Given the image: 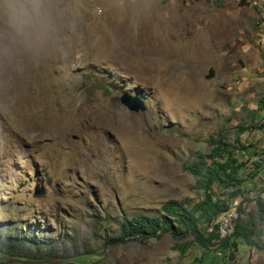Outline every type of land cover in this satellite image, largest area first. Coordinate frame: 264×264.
<instances>
[{
	"label": "rangeland",
	"instance_id": "374dc122",
	"mask_svg": "<svg viewBox=\"0 0 264 264\" xmlns=\"http://www.w3.org/2000/svg\"><path fill=\"white\" fill-rule=\"evenodd\" d=\"M61 8L58 47L0 77V264H194L215 246L171 234L120 245L106 237L119 236L126 218L161 216L170 200L198 203L183 167L214 140L264 149V0H63ZM124 95L146 111L128 110ZM4 99L12 115L1 111ZM239 157L249 197L217 219L222 237L241 218L238 206L256 215L264 200L263 155L240 149ZM229 264H264V252L243 247Z\"/></svg>",
	"mask_w": 264,
	"mask_h": 264
},
{
	"label": "trees",
	"instance_id": "16d2710c",
	"mask_svg": "<svg viewBox=\"0 0 264 264\" xmlns=\"http://www.w3.org/2000/svg\"><path fill=\"white\" fill-rule=\"evenodd\" d=\"M258 114L264 116V96L260 100ZM243 132L241 129L236 140ZM214 148L210 153H200L198 159L183 169L196 178V190L200 200L190 207V200H170L162 206L159 217L141 215L132 219H125L122 233L117 237H106L107 244L120 245L133 240L161 239L165 234H171L177 241L191 237L192 245L211 250L194 264H229L230 258L240 252L243 247L264 252V239L260 227L264 224V200L258 202V211L253 214L246 211L242 205L237 207L236 213L241 218L233 224L231 234L222 237L221 225L217 219L227 215L233 208L234 200L238 196L244 199L249 197L238 178L239 171L245 166L239 157L240 149L251 154H262V163L259 168L264 169V149L236 147L221 139L212 142ZM233 189L228 196L224 190ZM264 192V189H263ZM207 223L213 231L203 232L200 225ZM14 251L21 248L19 243L8 242ZM2 249V248H1ZM182 254L188 250L181 246Z\"/></svg>",
	"mask_w": 264,
	"mask_h": 264
},
{
	"label": "clouds",
	"instance_id": "9594fccd",
	"mask_svg": "<svg viewBox=\"0 0 264 264\" xmlns=\"http://www.w3.org/2000/svg\"><path fill=\"white\" fill-rule=\"evenodd\" d=\"M63 0H0V77L23 71L59 45Z\"/></svg>",
	"mask_w": 264,
	"mask_h": 264
},
{
	"label": "water",
	"instance_id": "95a60500",
	"mask_svg": "<svg viewBox=\"0 0 264 264\" xmlns=\"http://www.w3.org/2000/svg\"><path fill=\"white\" fill-rule=\"evenodd\" d=\"M121 102L131 112H145L146 111L145 102L139 97L124 95L121 99ZM230 217H232V215L228 216L227 219H229Z\"/></svg>",
	"mask_w": 264,
	"mask_h": 264
},
{
	"label": "bare ground",
	"instance_id": "6f19581e",
	"mask_svg": "<svg viewBox=\"0 0 264 264\" xmlns=\"http://www.w3.org/2000/svg\"><path fill=\"white\" fill-rule=\"evenodd\" d=\"M2 96V95H1ZM47 97H49V95H47ZM2 99L0 98V101ZM5 100V99H4ZM1 111H7V114L9 115H12V112H13V109L12 107L7 103V101L5 100V103H4V107L1 109ZM12 118V117H11ZM13 122V121H12Z\"/></svg>",
	"mask_w": 264,
	"mask_h": 264
},
{
	"label": "built area",
	"instance_id": "2783aa9c",
	"mask_svg": "<svg viewBox=\"0 0 264 264\" xmlns=\"http://www.w3.org/2000/svg\"><path fill=\"white\" fill-rule=\"evenodd\" d=\"M264 13V11H262Z\"/></svg>",
	"mask_w": 264,
	"mask_h": 264
}]
</instances>
